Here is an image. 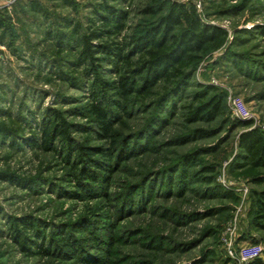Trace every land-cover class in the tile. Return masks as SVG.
I'll return each mask as SVG.
<instances>
[{"label":"rangeland","instance_id":"1","mask_svg":"<svg viewBox=\"0 0 264 264\" xmlns=\"http://www.w3.org/2000/svg\"><path fill=\"white\" fill-rule=\"evenodd\" d=\"M100 1L0 8V264H247L242 251L250 248L264 264V220L256 214L264 202V0H107L125 13L122 29L92 45L119 47L124 58L105 60L96 51L95 66L77 63L79 49L57 47L54 36L68 34L73 23L81 33L98 31ZM175 3L221 28L225 41L188 55L145 92L123 101L114 89L99 93L128 152L118 146L115 156L124 161L88 192L72 169L77 153L67 154L59 139L42 147L43 122L57 112L74 127L73 142L108 148L74 111L85 112L97 80L113 87L126 77L139 90L148 61L173 43L137 49L133 41ZM215 95L223 106L216 120L191 121ZM234 100L249 120L236 116ZM254 129L263 142L248 152L239 141ZM196 130L211 135L195 140ZM186 155L195 158L188 167L180 164ZM25 219L43 233L47 257L33 255L36 248L23 252L15 241L21 233L12 223L19 232ZM66 239L70 252L57 248Z\"/></svg>","mask_w":264,"mask_h":264},{"label":"trees","instance_id":"2","mask_svg":"<svg viewBox=\"0 0 264 264\" xmlns=\"http://www.w3.org/2000/svg\"><path fill=\"white\" fill-rule=\"evenodd\" d=\"M22 1L27 0H19L12 9L16 6H20ZM31 5L33 6V4ZM94 13L101 23V28H99L98 31L85 34L79 32L78 24H68L65 26L66 29L70 30L68 34H59L56 32L54 36L57 38L55 43L56 46L65 45L66 47H70L74 44L77 50L79 49L78 59L76 60L77 63L89 62L93 65V62L96 61L94 58L96 51L105 54L106 57L102 58L105 60L109 58L115 61L123 59L124 56H122L119 47L100 45L98 50H95L92 41L99 40L105 34L116 35L120 32L122 29L121 22L125 19V13L109 6L107 0H101L95 7ZM178 27H183V29H181L178 34H174ZM49 36H51V34ZM170 41L173 43V46L169 51L155 57L146 64L142 71V76L138 78L141 82V84H139V90L135 85L137 83L132 82L130 78L126 77L114 83L113 87H111L112 85L97 80L99 86H97V84H92L94 91L91 92V97L93 101L86 106L85 112H81L80 109L74 111V115L82 116L91 123V130L95 133L96 139L108 143V148L90 147L73 142L70 139L69 131L74 127L67 123L57 112L51 111L44 120L43 128L41 129L43 137L42 147L45 150L51 149V141L59 139L64 142L63 148L66 149L67 154L77 153L76 158L73 160L72 169L74 173H77V175L75 174L77 183L80 185L84 184L86 188H88V192L93 191L95 189L93 188L94 184H98L101 179L113 175L118 169L119 164L124 161L118 159V157H120L119 153V156H115L116 153L114 152H116L118 146H122L124 152L127 151L122 144L123 139H119V134L113 130L112 121L114 115L111 119V112L104 105L107 98L105 95H100L99 93H101V91L104 92L114 89L115 95L123 101L124 98L136 92V90L145 92L165 78L169 71L180 64L188 55L202 52L210 46L222 45L225 41V33L219 27L202 24L196 16L193 7L186 9L184 5L175 3L172 4V9L169 10L158 23L147 30L143 36L133 41V44L137 49H148L150 47L161 49ZM94 70L95 68L90 71L94 73ZM222 107V99L220 96H212L207 102L199 105L195 109L191 121L211 123L216 120ZM250 124L251 123L246 122L243 123L242 126L249 127ZM192 135L196 140L210 137L211 133L196 130ZM262 142L261 131L256 129L244 133L239 141L240 146L248 152H251ZM194 159L195 158L186 155L181 159L182 161H180V164L181 166L188 167ZM256 214L264 220V202L261 200H259ZM15 222H17V220L12 223V229L15 234L19 235L21 233L20 236L15 237V241L23 252L30 253L32 248H36L37 251H34L33 255L43 257L50 255L49 250L43 247V242L39 243L43 237V233L41 232V234L37 236L36 228L31 221H27L26 219L20 220L22 223V230L19 232L16 229L18 226ZM26 232H31L34 238L30 240L28 238L30 235L27 236L24 234ZM57 246L62 252H70L73 248L69 239L60 241ZM247 264L263 263L259 259H254Z\"/></svg>","mask_w":264,"mask_h":264},{"label":"built area","instance_id":"3","mask_svg":"<svg viewBox=\"0 0 264 264\" xmlns=\"http://www.w3.org/2000/svg\"><path fill=\"white\" fill-rule=\"evenodd\" d=\"M19 0H0V8L1 9H9L15 6V4ZM233 110L237 117H239L242 120H249L251 118V115L247 112L245 106L240 100H234L232 103ZM258 255V251L250 248V249H244L242 251V261H245L246 263L254 260Z\"/></svg>","mask_w":264,"mask_h":264}]
</instances>
